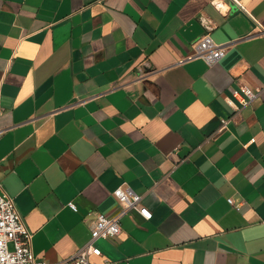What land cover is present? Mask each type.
Wrapping results in <instances>:
<instances>
[{
  "label": "crops",
  "instance_id": "0c3cea01",
  "mask_svg": "<svg viewBox=\"0 0 264 264\" xmlns=\"http://www.w3.org/2000/svg\"><path fill=\"white\" fill-rule=\"evenodd\" d=\"M237 1L0 0V183L37 260L81 247L125 183L152 216L94 264H264V90L234 92L264 88V0ZM201 20L228 45L212 65L190 57Z\"/></svg>",
  "mask_w": 264,
  "mask_h": 264
},
{
  "label": "built area",
  "instance_id": "2783aa9c",
  "mask_svg": "<svg viewBox=\"0 0 264 264\" xmlns=\"http://www.w3.org/2000/svg\"><path fill=\"white\" fill-rule=\"evenodd\" d=\"M233 1L246 10L240 2ZM201 22L207 32L194 40L190 57H200L208 65H212L223 57L228 45L215 42L209 33L211 25L206 21L201 20ZM253 34L264 35V26L257 22L255 30L250 35ZM138 71V76L143 77L154 71V68H151L148 62L143 61L138 65ZM262 90L264 88L242 86L240 90H234V92L241 94L242 103L247 104ZM112 194L119 204V211L112 216L97 212L91 222L90 236L81 247L65 258L47 261L36 259L32 250V231L16 208L14 198L4 191L0 183V264H94L90 257L102 254L96 241L117 235L121 231V218L124 215L129 214L131 210H136L146 219L152 216L151 210L142 203L141 194L128 184H120L112 190ZM228 201L233 203L232 198H228ZM69 205L73 210H77L73 202H69Z\"/></svg>",
  "mask_w": 264,
  "mask_h": 264
}]
</instances>
